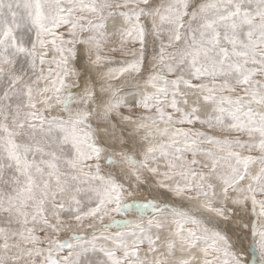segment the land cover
Masks as SVG:
<instances>
[{
    "label": "snow or ice",
    "instance_id": "1",
    "mask_svg": "<svg viewBox=\"0 0 264 264\" xmlns=\"http://www.w3.org/2000/svg\"><path fill=\"white\" fill-rule=\"evenodd\" d=\"M0 264H264V0H0Z\"/></svg>",
    "mask_w": 264,
    "mask_h": 264
}]
</instances>
